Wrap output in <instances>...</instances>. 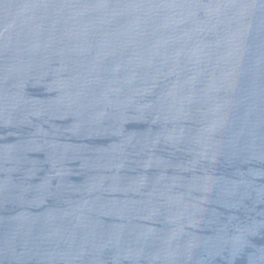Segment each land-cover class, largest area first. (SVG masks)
I'll return each instance as SVG.
<instances>
[{"label":"water","instance_id":"water-1","mask_svg":"<svg viewBox=\"0 0 264 264\" xmlns=\"http://www.w3.org/2000/svg\"><path fill=\"white\" fill-rule=\"evenodd\" d=\"M0 264H264V0H0Z\"/></svg>","mask_w":264,"mask_h":264}]
</instances>
